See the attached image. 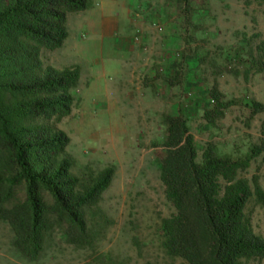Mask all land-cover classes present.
I'll return each mask as SVG.
<instances>
[{"label":"rangeland","instance_id":"374dc122","mask_svg":"<svg viewBox=\"0 0 264 264\" xmlns=\"http://www.w3.org/2000/svg\"><path fill=\"white\" fill-rule=\"evenodd\" d=\"M168 1L173 33L165 34L155 18L151 25L145 24L151 29L147 41L157 46L145 48L154 76L143 80L149 87L144 97L153 101L145 98L139 104L122 105L111 97V103L97 105L85 97L86 85L78 86L72 91L70 116L25 121L28 127L62 130L70 137L66 153L75 161L71 169L75 176L83 177L89 169L98 173L115 168L100 202L110 224L103 226L100 218L88 217L100 234L86 249L69 244L56 227L47 236L40 258L30 261L15 247L10 225L0 220V264H187L169 256L163 247V220L176 213L161 180L164 119L185 116L198 148V162L208 144L220 156L239 159L264 142V111L252 115L250 109L256 102L264 104V73L257 72L256 66L264 63V0H189V11L183 0ZM143 31L139 28L138 41L144 38ZM160 39L167 46L166 54L155 53ZM54 57V52L42 53L46 66ZM214 88L223 102L233 104L210 125L204 113L214 107ZM241 176L253 189L256 177L264 190V153ZM44 195L52 201L47 191ZM17 198H26L25 184L18 188ZM246 212L255 233L264 238V204L254 196ZM247 264H264V258Z\"/></svg>","mask_w":264,"mask_h":264},{"label":"trees","instance_id":"16d2710c","mask_svg":"<svg viewBox=\"0 0 264 264\" xmlns=\"http://www.w3.org/2000/svg\"><path fill=\"white\" fill-rule=\"evenodd\" d=\"M189 11V0H183ZM92 7V0H0V220L12 228L18 251L36 261L47 236L62 229L69 244L94 246L100 231L89 221L110 224L100 207L115 168L83 177L72 174L74 159L66 153L70 137L62 130L28 127L31 118L67 117L74 105L72 91L80 82V67L63 70L45 65L43 51L61 48L69 36L70 13ZM264 73V63H257ZM170 82V85H174ZM212 109L204 113L214 125L233 103L211 93ZM252 115L264 104L250 105ZM167 134L160 161L161 180L176 213L163 220L167 254L187 264H247L264 258V238L255 233L246 208L256 196L264 204V190L256 177L241 176L264 153V142L244 158L218 155L208 144L198 162V148L182 114L166 115ZM25 184L26 198L17 190ZM48 192L52 201L45 199ZM16 201L14 204L12 202ZM93 225V226H91Z\"/></svg>","mask_w":264,"mask_h":264},{"label":"crops","instance_id":"0c3cea01","mask_svg":"<svg viewBox=\"0 0 264 264\" xmlns=\"http://www.w3.org/2000/svg\"><path fill=\"white\" fill-rule=\"evenodd\" d=\"M171 9L168 0H92L90 9L68 15L69 36L61 48L48 50L55 55L50 64L59 70L80 67L79 86L86 85L85 97L97 105L111 103V97L122 105L153 101L144 97L149 87L143 80L154 76L145 48L156 45L147 41L151 29L145 24L155 18L165 34H172ZM139 28L144 29L143 42L138 41ZM161 40L158 55L167 53Z\"/></svg>","mask_w":264,"mask_h":264}]
</instances>
